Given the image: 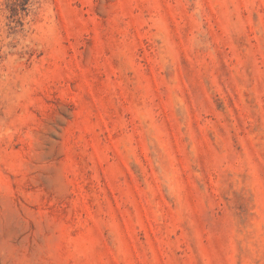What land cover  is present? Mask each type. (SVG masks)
<instances>
[{"label": "rangeland", "instance_id": "rangeland-1", "mask_svg": "<svg viewBox=\"0 0 264 264\" xmlns=\"http://www.w3.org/2000/svg\"><path fill=\"white\" fill-rule=\"evenodd\" d=\"M0 264H264V0H0Z\"/></svg>", "mask_w": 264, "mask_h": 264}]
</instances>
